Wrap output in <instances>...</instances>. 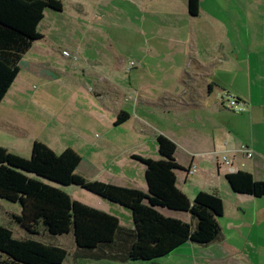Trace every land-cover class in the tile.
I'll use <instances>...</instances> for the list:
<instances>
[{
    "label": "crops",
    "instance_id": "crops-1",
    "mask_svg": "<svg viewBox=\"0 0 264 264\" xmlns=\"http://www.w3.org/2000/svg\"><path fill=\"white\" fill-rule=\"evenodd\" d=\"M164 13L174 16L164 18V24H168L164 25V33L165 29L167 31L171 29L177 33V38H175L177 41L172 42L171 48L180 49V52L184 53L189 43L192 47L191 51L195 55L193 67L186 65L184 60L181 64L172 60L170 68L176 75H194L197 85L189 87V90H178L177 88L171 92L165 90L166 95L177 97L176 103L174 101L171 103L169 96L165 98L164 102V95L162 104L156 103L158 102L156 100L142 101V103L154 106L151 110L159 108L160 112L170 108L177 110V138L174 140L176 149L178 150L180 147L179 149L188 156L187 163L190 166L187 171L189 174L196 172V169L192 173L189 172L191 168H195V164L200 171V174L196 175L192 182L182 179V176L175 172L177 187L189 199H192L198 191L203 190L218 195L223 202V214L220 216L219 222L220 234L212 241H215L214 243L210 242L211 245H214L210 246L208 243V246L197 249L188 248L185 243L184 248L180 252H176L174 260L177 264L182 261L188 262L187 264H263L260 260L249 258V250L251 249L255 256L261 257L264 254V234L257 233L258 229H263L257 219L264 220L261 219L264 214V197L261 196L258 199L251 195L234 193L225 179V174L244 170L250 172L255 180H264V0H199L198 11L194 16L188 13L187 0H164ZM29 53L30 50H27L23 54L20 63ZM93 54H95L94 57L86 58L85 62L89 67L97 70L95 67L103 66L101 59L107 58L104 55L100 59L99 56L102 54L99 55L97 52ZM118 55L117 52L113 53L115 60L113 69H120L122 61ZM37 56L30 58L28 63L27 61L23 62L26 76L20 77L22 65L19 64V71L3 98L11 90H15L19 94L30 90L31 87H34V83L30 85L31 78L40 81L37 90L40 86H43L44 90L48 86V88L54 89V92H50L51 94H64L61 93L58 81L62 82L63 80L65 83L67 77H70V73L61 74L62 77L59 78L57 73H45L42 69L38 71L33 66L36 65ZM108 66L112 68V66ZM81 74L83 77L87 76L85 71ZM89 76L92 78L91 81L84 82L83 78L77 87H67L69 84L63 83L69 96L62 102L76 106V100H79L80 97L88 101L93 109L87 108L86 110L95 120L93 123L87 122L90 123L89 126H93L99 119V123H104L106 120L108 126L115 125L114 122L121 111L128 114L127 121L137 119L124 110L122 105L110 102L111 94L107 92L106 87L114 88L113 93L117 89V95H119L118 90L120 89L130 91L128 92L129 96L134 94L140 96L138 88L129 89L120 82V78L113 79L112 73L104 74L103 69H99L98 75L89 74ZM72 79L74 80V78ZM123 90L119 92L124 94ZM214 90L224 91L236 99L235 105L238 106L235 110L244 112L239 116L243 117L240 123H244V128L246 124L244 135L241 133L239 125H232L231 120L236 121L233 118L238 117L229 115V112L218 104L216 98L212 96ZM50 93L49 97L51 98ZM137 102H139L138 99ZM164 134L173 140L169 133L165 132ZM119 139L121 138L113 136L112 140L100 139L96 141L94 139L92 142H88L86 137L88 145L98 151L87 152L88 157L85 159L80 154L81 161L76 172L88 180L96 179L146 191L143 169L136 167L132 161H135L132 158L133 154L141 156L144 154L133 152L134 147L129 146L127 144L129 142L122 143ZM132 139L130 138L131 142ZM110 145L112 147L105 164L101 163L95 166L93 164L94 156L99 155V151ZM243 147L251 151L250 157H247L242 151ZM177 150L174 152V158L185 169L187 164L182 163L184 157L179 152L176 154ZM224 157L230 161L231 168L226 164L225 168H221L219 159L222 160ZM79 167H81L80 173L78 172ZM221 170H223L222 173ZM207 178L209 180H206ZM218 186H220L219 191L217 190ZM221 193L232 200L229 213H227L228 210ZM70 196L72 197V194ZM72 198L117 216L114 212L115 209H112L116 207H112L111 203H101L102 199L81 200V198H75L74 195ZM240 207H243L242 212H240ZM247 207L251 209V213L245 217L242 214ZM186 213L187 215H182L185 216V219L180 215H164L188 221L192 225L194 221L190 214ZM131 226L132 224L128 227ZM255 228L257 231H254ZM253 232H256L255 236H252ZM252 241L255 242V246ZM70 242L72 244L73 241ZM248 242L249 247L245 250L244 247ZM58 245L63 246L61 243ZM72 247L75 249L74 242ZM184 251H186V255L183 254ZM78 258L75 259V262ZM99 263L112 264L113 262L109 260Z\"/></svg>",
    "mask_w": 264,
    "mask_h": 264
},
{
    "label": "rangeland",
    "instance_id": "rangeland-1",
    "mask_svg": "<svg viewBox=\"0 0 264 264\" xmlns=\"http://www.w3.org/2000/svg\"><path fill=\"white\" fill-rule=\"evenodd\" d=\"M60 1L62 3L61 11L50 8L44 10V17L37 27L44 36L33 42L29 49L30 53L21 61L22 71L20 77L26 76L23 62L27 61L28 63L30 58L38 55L35 59L36 65H33L38 71L42 69L45 73H57L59 78L62 77L61 74L70 73V77H67L65 83L63 80L62 82L61 80L58 81L60 90H62L61 93L64 94L53 95L51 93L54 92V89L52 87L50 89L48 86L45 90L43 86L38 87L37 90L36 88L40 81L32 79L30 76V85L34 83V87H31L30 90L28 89L20 94L15 90L8 92L6 97L0 101V146L15 154L29 157L32 142L38 140L45 143L56 153L61 152L66 147L73 148L85 159L88 157L87 152L98 151L88 145L86 137L88 142H92L94 139L96 141L100 139L112 140V137L115 136L116 138H121L119 140L122 143L129 142L127 144L134 147L133 152L137 154H144L145 157L150 155L154 159L160 158L156 135L166 132L173 138V141L176 140L177 110L176 108L164 109V112H160L159 108L158 110L155 108L151 110L154 106H149L147 103L144 105L142 101L156 100L158 101L156 103L162 104L163 95L164 102L165 98L169 96L165 94V90H169L170 92L176 88L178 90H189V87L197 85L194 75H176L173 73V69L170 68L172 60L178 62V64H181L184 60L186 65L193 67L195 55L192 53V47L189 43L184 53H181L180 49L176 48L174 50L171 48L172 42L177 41L175 40L177 33L171 29L168 31L165 29L164 33V25H168L164 24V18L174 17L164 13V0ZM94 52H97L99 55L102 54L99 56L100 59L104 55L107 58L101 59L103 66L99 65L95 67L97 70L89 67L85 62L86 58L90 59L94 57ZM114 52L119 53L118 56L121 57L122 63L120 69H113L115 63L113 59ZM108 65L112 66V68ZM99 69H103L104 74L108 73L109 75L112 73L113 79L118 80L120 78V82L129 89L135 90V88H138L140 96L135 94L129 96L128 92L130 91L120 89L124 91V94L118 90L119 95H117V89L113 93L112 90L114 88L106 87L107 92L111 94L110 102L122 105L124 110L135 116L138 120H125L117 125L111 124L108 126L106 120L104 123H99V119L93 126H89L90 123L87 122L91 121L93 123L95 120L86 110L87 108L93 109L88 101L80 97L79 100H76V106H70L62 102L69 96L63 83L69 84L67 87H77V84L83 78L84 82H87V80L91 81L92 78L91 76L88 77V75H98ZM83 71L87 73V76H82L81 73ZM168 76L171 77L168 79L166 78ZM49 93L52 96L51 98L49 97ZM39 94L40 96L37 97ZM34 95L35 97H33ZM212 96L216 98L220 106L229 112V115L238 117L233 118L236 121L231 120V122L232 125H239L241 133L244 135L246 124L244 128V123H240L243 117H239L244 112L235 110L236 106H238L237 104L234 108L229 107L226 100L230 99V95H227L224 91L214 90ZM106 98L109 99L107 96ZM137 99L139 102H137ZM169 99L171 103L172 101L176 103L177 97L169 96ZM91 136L93 137L92 139ZM130 138H134L132 142ZM111 147L112 145L102 149L99 151V155L94 156L93 164L95 166L101 163L105 164V160L109 158L108 153ZM179 148L178 150L176 149V154L178 152L181 153L184 157L182 163L187 165L185 169H177L175 172L181 175L182 179L192 182L193 178L200 174L199 168L195 164L196 172L189 174L187 171L190 166L187 163L188 156ZM155 150L156 153H154ZM220 159L221 168H225V164L222 163L225 157L222 160ZM132 161L136 167L143 169L142 174L144 175V164L138 160ZM80 170L81 167L78 169L79 173ZM90 170L93 171V169ZM133 170L137 172L135 168ZM222 171L220 172L222 173ZM202 175L204 176L203 173ZM205 177L207 176L205 175ZM206 180H209V178ZM49 183L57 185L66 193L72 194V197L74 195L75 198H81V200L102 199L101 201L103 202L101 203H111L77 185ZM189 185L192 184L189 183ZM219 188L220 186L217 187L218 191L220 190ZM221 195L227 207V213H229L232 200L228 199L224 193H221ZM260 198L258 197V199ZM110 205L116 207L112 209H115L114 212L121 225L128 227L132 224L131 212L128 208L112 203ZM240 208V212H242L243 207ZM20 210L21 206L18 202H11L0 198V224L9 227L15 237H25L27 234L11 219V214H19ZM158 210L166 215H180L183 219H185V216L182 215H187L186 212L173 211L166 208ZM244 210L245 212L242 215L247 217L251 213V209L247 207ZM220 219L221 217H218V222H220ZM261 219H264V214ZM192 221L195 222L194 219ZM257 221L264 229V220L257 219ZM194 222H192V225ZM263 229H258L257 233L262 232L264 234ZM254 231H257V229L255 228ZM255 234L256 232H253L252 236H255ZM51 238L53 239L48 241L55 242L56 244L61 243L63 244L62 247L66 249L67 256L65 261H63L64 264H100L99 262L109 261L95 260L87 257L82 259L84 257H79L75 262L77 257L74 256L75 249L72 247L73 242L72 244L70 242L73 241L72 234L67 233L54 237L52 235ZM214 242L211 241V243ZM185 243L186 247L197 249L204 248L209 244L210 246L214 245H211L210 242L209 244L207 243L208 245L190 241ZM185 243L178 246L168 255L152 260H135L126 263L110 262H113L112 264H177L174 260L176 252H180L184 248ZM252 243L253 246L256 245L254 241ZM248 247L249 242L245 245V250ZM183 254L186 255V251ZM249 258L260 260L264 264V254L261 257L255 256L250 249ZM187 263L182 261L179 264Z\"/></svg>",
    "mask_w": 264,
    "mask_h": 264
},
{
    "label": "trees",
    "instance_id": "trees-1",
    "mask_svg": "<svg viewBox=\"0 0 264 264\" xmlns=\"http://www.w3.org/2000/svg\"><path fill=\"white\" fill-rule=\"evenodd\" d=\"M198 4L199 0H187L190 15L197 14ZM46 8L61 11L62 3L0 0V101L19 71L23 54L43 37L37 27ZM127 118L121 111L114 124ZM156 143L160 158L132 155L145 166L146 191L84 178L76 172L81 156L70 147L56 153L34 140L29 157H23L0 146V198L20 204V213H12L11 219L27 233L15 237L0 224V264H62L66 249L48 240L67 233L72 234L77 258L120 263L165 256L187 241L207 244L215 240L220 233L222 199L203 190L189 199L176 185L175 171L184 168L174 158L175 142L159 133ZM225 179L234 193L264 196V180H255L248 171L228 172ZM47 181L77 185L128 208L132 226L121 225L117 216L73 199ZM160 208L188 212L195 222L191 225L166 216Z\"/></svg>",
    "mask_w": 264,
    "mask_h": 264
},
{
    "label": "built area",
    "instance_id": "built-area-1",
    "mask_svg": "<svg viewBox=\"0 0 264 264\" xmlns=\"http://www.w3.org/2000/svg\"><path fill=\"white\" fill-rule=\"evenodd\" d=\"M230 99H227L226 101H227V103H228V105H229V107H235L234 105H235V103H236V99L235 98H233V97H229ZM242 151L245 153V155L247 156V157H250L251 155H252V153H251V151H249L247 148H245V147H243V149H242ZM222 163H224V164H226V165H228L229 166V168H231L230 166V161H228L227 159H224L223 161H222ZM195 171V168L193 167V168H191L190 170H189V172L190 173H192V172H194Z\"/></svg>",
    "mask_w": 264,
    "mask_h": 264
}]
</instances>
